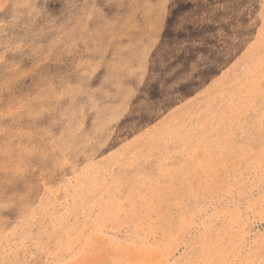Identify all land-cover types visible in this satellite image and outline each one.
Instances as JSON below:
<instances>
[{
  "label": "rangeland",
  "instance_id": "374dc122",
  "mask_svg": "<svg viewBox=\"0 0 264 264\" xmlns=\"http://www.w3.org/2000/svg\"><path fill=\"white\" fill-rule=\"evenodd\" d=\"M0 264H264V0H0Z\"/></svg>",
  "mask_w": 264,
  "mask_h": 264
}]
</instances>
